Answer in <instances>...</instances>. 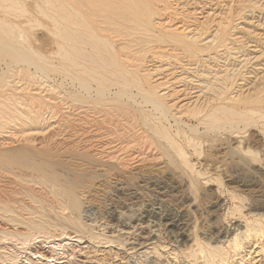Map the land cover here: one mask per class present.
Instances as JSON below:
<instances>
[{"label": "rangeland", "instance_id": "374dc122", "mask_svg": "<svg viewBox=\"0 0 264 264\" xmlns=\"http://www.w3.org/2000/svg\"><path fill=\"white\" fill-rule=\"evenodd\" d=\"M0 239L264 264V0H0Z\"/></svg>", "mask_w": 264, "mask_h": 264}, {"label": "bare ground", "instance_id": "6f19581e", "mask_svg": "<svg viewBox=\"0 0 264 264\" xmlns=\"http://www.w3.org/2000/svg\"><path fill=\"white\" fill-rule=\"evenodd\" d=\"M59 8H60V7H59ZM58 16H59V15H58ZM59 18H60V17H59ZM183 41H184V40H183ZM184 52H185V51H184ZM191 53H192V52H191ZM183 55H184V54H183ZM190 65H191V64H190ZM190 65H189V66H190ZM3 183H4V182H3ZM8 184H9V183H8ZM1 188H2V187H1ZM1 190H2V189H1ZM5 190H6V189H5ZM5 190H3V191H5ZM3 191H1V192H3ZM6 191H7V190H6ZM9 191H10V190H9ZM5 193H6V192H5ZM8 193H10V192H8ZM11 193H12V192H11ZM3 194H4V192H3ZM9 195H10V194H9ZM9 195H7V196H9ZM10 196H11V195H10ZM18 196H19V195H18ZM10 200H11V198H10ZM20 202H21V201H20ZM9 212H10V211H9ZM4 213H5V212H4ZM153 213H154V212H153ZM158 213H159V212H158ZM5 215H6V214H5ZM145 216H146V215H145ZM154 218H155L154 215H150L149 217H144V218L142 217V221H141V220H140V221L142 222V225H143V226H144V225H147V227H150V226L153 227V226L155 225V222H156V220H154ZM158 218H159V217H158ZM158 218H157V219H158ZM140 221H139V222H140ZM159 221H160V220H159ZM126 224H127V223H126ZM139 226H140V225H139ZM154 231H155V230H154ZM224 234H225V233H224ZM10 235H12V234H10ZM17 236H18V235H17ZM17 236H16V238H17ZM2 237H3V236H2ZM5 237L7 238V234H6V236H4V240H5ZM9 237H10V236H8V238H9ZM221 237H223V236H221ZM225 237H226V236H225ZM225 237H224V238H225ZM235 237H236V236H235ZM11 238H12V237H10L9 240H10ZM53 238H54V237H53ZM1 239H2V238H1ZM1 239H0V240H1ZM21 239H23V238H21ZM6 240H7V239H6ZM9 240H8V241H9ZM21 241H22V240H21ZM232 241H233V242H236V238H233ZM19 242H20V241H19ZM23 244H24V243H22V245H23ZM25 244H26V242H25ZM235 245L237 246L236 243H235ZM17 246H18V245H17ZM16 256H17V255H16ZM9 257H12V258H13V256H9ZM14 259H15L16 261L13 260L14 262L12 261L11 263L19 264V262H18L19 259H16L15 257H14ZM26 263H27V262H26ZM9 264H10V263H9Z\"/></svg>", "mask_w": 264, "mask_h": 264}]
</instances>
